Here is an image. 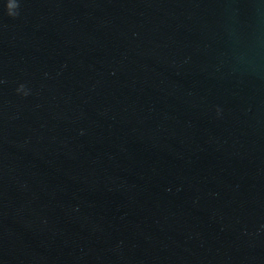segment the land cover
<instances>
[{
	"label": "water",
	"instance_id": "obj_1",
	"mask_svg": "<svg viewBox=\"0 0 264 264\" xmlns=\"http://www.w3.org/2000/svg\"><path fill=\"white\" fill-rule=\"evenodd\" d=\"M18 2L0 264H264V0Z\"/></svg>",
	"mask_w": 264,
	"mask_h": 264
},
{
	"label": "clouds",
	"instance_id": "obj_2",
	"mask_svg": "<svg viewBox=\"0 0 264 264\" xmlns=\"http://www.w3.org/2000/svg\"><path fill=\"white\" fill-rule=\"evenodd\" d=\"M10 5H11V8L8 14L12 17H15L18 14V9L20 7V4L18 0H10ZM19 91L22 92L25 96L28 95V92L24 89L23 86L21 87Z\"/></svg>",
	"mask_w": 264,
	"mask_h": 264
}]
</instances>
